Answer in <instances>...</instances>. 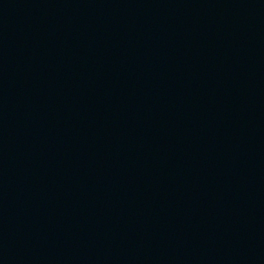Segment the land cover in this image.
<instances>
[{
	"label": "water",
	"instance_id": "95a60500",
	"mask_svg": "<svg viewBox=\"0 0 264 264\" xmlns=\"http://www.w3.org/2000/svg\"><path fill=\"white\" fill-rule=\"evenodd\" d=\"M3 264H264V0H0Z\"/></svg>",
	"mask_w": 264,
	"mask_h": 264
}]
</instances>
